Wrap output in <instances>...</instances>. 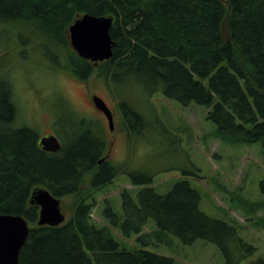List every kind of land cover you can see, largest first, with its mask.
<instances>
[{
	"label": "trees",
	"instance_id": "1",
	"mask_svg": "<svg viewBox=\"0 0 264 264\" xmlns=\"http://www.w3.org/2000/svg\"><path fill=\"white\" fill-rule=\"evenodd\" d=\"M84 13L114 18V55L97 65L72 50L68 39L69 26ZM30 21L67 54L63 67L78 80L98 70L113 81L133 80L148 94L195 102L207 108L215 137L258 142L264 150V0H0V26L11 30ZM119 108L126 129L137 132L142 114L130 100L119 101ZM18 115L12 82L0 74V213L23 215L31 225L21 264H177L149 248L170 244L169 236L184 245L213 242L229 264H264V258L254 261L257 248L234 224L202 210L190 177L160 193L150 177L138 179L108 159L100 164L108 139L92 134L85 120L77 140L51 153L40 148L35 130L16 125ZM121 173L131 175L137 192L122 189L121 212L109 201L101 206L100 224L93 219L95 195ZM37 187L61 200L71 197L65 223L37 224L40 209L30 203ZM151 219L156 226L146 231ZM115 232L139 244L122 246Z\"/></svg>",
	"mask_w": 264,
	"mask_h": 264
},
{
	"label": "rangeland",
	"instance_id": "2",
	"mask_svg": "<svg viewBox=\"0 0 264 264\" xmlns=\"http://www.w3.org/2000/svg\"><path fill=\"white\" fill-rule=\"evenodd\" d=\"M33 26V21L13 24L11 30L7 25L0 26V74L8 76L13 85L19 107L16 125L30 127L39 136L53 133L64 148L85 130L80 126L82 119L88 127L97 125L91 131L104 136L106 142L108 139V160L123 165L126 172L138 179L150 177L160 193L190 177L192 186L201 195L202 210L234 224L244 241L257 248L254 261L263 259L264 206L255 210L250 206L264 203L263 144L222 141L214 136L216 124L208 118L206 107L195 102L184 105L161 93L148 94L133 80L113 81L98 70L88 80H78L63 67L67 54L41 38ZM68 39L70 42L69 34ZM71 49L74 50L72 46ZM94 94L103 97L115 111L112 132L109 122L94 110L91 102ZM121 100H130L142 114L144 123L137 132L126 129L119 108ZM128 173L119 174L95 195L96 222H104L100 208L108 201L121 212L122 189L128 188L136 194L138 188ZM61 201L68 219L71 197ZM155 226L151 219L145 230ZM169 237L170 244L149 248L175 257L177 264H229L225 252L213 242L198 239L192 245H184L177 237ZM117 238L129 249L139 244L134 239Z\"/></svg>",
	"mask_w": 264,
	"mask_h": 264
},
{
	"label": "water",
	"instance_id": "3",
	"mask_svg": "<svg viewBox=\"0 0 264 264\" xmlns=\"http://www.w3.org/2000/svg\"><path fill=\"white\" fill-rule=\"evenodd\" d=\"M114 18L108 15L81 14L70 26V43L77 54L94 64L110 59L114 55L115 40L111 36ZM94 105L106 115L111 130L114 128L113 109L103 97L92 96ZM38 144L42 150L57 153L62 142L53 133L43 134ZM105 158H101L99 163ZM30 203L39 206L38 225L59 226L67 221L62 211V201L45 187L33 190ZM31 225L20 214L0 213V264H21L20 253L26 243Z\"/></svg>",
	"mask_w": 264,
	"mask_h": 264
},
{
	"label": "flooded vegetation",
	"instance_id": "4",
	"mask_svg": "<svg viewBox=\"0 0 264 264\" xmlns=\"http://www.w3.org/2000/svg\"><path fill=\"white\" fill-rule=\"evenodd\" d=\"M106 101V100H105ZM91 102H92V100H91ZM107 102V101H106ZM92 104H93V106H94V110H97V112L100 114V116H102V117H104L107 121H108V119H107V117H106V115L103 113V111L102 110H100V109H98L95 105H94V103L92 102ZM108 104V103H107ZM109 105V104H108ZM110 106V105H109ZM110 107H112V106H110ZM115 111H114V109H113V116H114V122H115ZM109 127V130L112 132L113 130H111V128H110V126H108ZM92 128H97V125H93L92 126ZM61 141V140H60ZM62 142V141H61ZM109 152H110V149H109ZM108 155H109V153H108ZM107 153L103 156V158H105V159H107ZM260 220H263V218H259Z\"/></svg>",
	"mask_w": 264,
	"mask_h": 264
}]
</instances>
